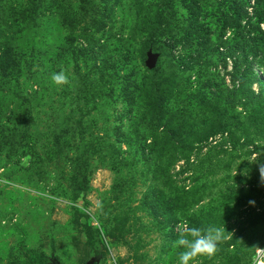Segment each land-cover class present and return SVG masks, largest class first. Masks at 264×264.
<instances>
[{
  "label": "rangeland",
  "instance_id": "obj_1",
  "mask_svg": "<svg viewBox=\"0 0 264 264\" xmlns=\"http://www.w3.org/2000/svg\"><path fill=\"white\" fill-rule=\"evenodd\" d=\"M135 2L0 0V51L11 44L21 55L0 79V264H41L32 254L49 264H178L182 223L224 227L225 241L241 234L232 264H250L264 244V136L251 110L236 108L232 135L191 137L183 149L166 123L187 109L203 128L217 81L242 90L235 62L240 72L251 62L263 81L264 66L240 51L225 57L226 46L220 55L187 43L181 30L177 44L161 37L155 67L170 113L158 125ZM61 70L70 84L51 81ZM251 89L261 92L256 80ZM224 262L215 254L190 264Z\"/></svg>",
  "mask_w": 264,
  "mask_h": 264
},
{
  "label": "trees",
  "instance_id": "obj_2",
  "mask_svg": "<svg viewBox=\"0 0 264 264\" xmlns=\"http://www.w3.org/2000/svg\"><path fill=\"white\" fill-rule=\"evenodd\" d=\"M251 2V0H210L211 7L208 9L207 0H158L154 4L151 2L147 5L136 0L137 30L148 33L147 47L152 49V54H158L159 57L166 52L158 45L159 40L161 42L160 38H167L165 40L168 43L177 44L178 41L173 35L178 36L181 30L187 37V43H190L191 39L196 40L197 45L201 48L212 47L213 51L220 55L223 54L219 49L226 46L225 57L240 51L246 60L249 59L248 57H252L264 66V30L261 28V25L264 24V0H255L254 4ZM249 8H252L251 13ZM184 11L185 13H183ZM243 22H246L245 25ZM228 31L233 34V37L225 40ZM213 39L214 42H212ZM2 50L0 51V75L3 74L4 77L0 79L3 81L6 77L9 78L11 72V76H13V72L18 68L21 55L11 44L10 48L4 49L3 47ZM234 65L235 77L240 79L242 90H237L235 93L225 92L222 83L217 81L221 88L219 94L212 93L214 98L211 101H214L215 106L211 112H208L211 119L203 128L198 118L193 116L196 112L187 109L186 111L177 110L172 118L166 119V123L170 125L171 139L173 138V141L179 143L173 142L174 145L176 143L177 148L183 149V141H187L191 137H194L198 142H203L220 132H228L232 135L234 126L232 122L235 119L233 114L237 111L238 106L251 110L252 115L249 122L251 121L257 132L264 136V81L253 72L251 62L247 64L243 72H240L241 67L237 61ZM159 72L157 67L150 69L147 83L151 94L157 100L155 109L159 114H163L157 121L158 125L160 123L162 125L167 113L170 112L164 108L166 82L157 80ZM255 80L261 87L259 94L251 89ZM239 92L242 94L240 100H237ZM187 97L190 98V96ZM223 98L222 103L220 99ZM208 106L206 105V107ZM249 142L251 141L248 140L247 145ZM83 187H85V183L81 182V190L84 189ZM240 240L241 234L227 241L224 236L216 255L224 259V263L231 264L235 261L234 259L242 258ZM229 248L235 250L230 252ZM32 255L31 262L38 261L41 264H49V258L44 254Z\"/></svg>",
  "mask_w": 264,
  "mask_h": 264
},
{
  "label": "clouds",
  "instance_id": "obj_3",
  "mask_svg": "<svg viewBox=\"0 0 264 264\" xmlns=\"http://www.w3.org/2000/svg\"><path fill=\"white\" fill-rule=\"evenodd\" d=\"M51 81L58 86L71 82L69 74L65 70L53 73ZM262 180H264V173H262ZM224 232V227L199 228L182 223L179 226L177 238L173 241L175 247L184 249L179 255L178 264H190V261L200 256L209 258L214 256L218 251L219 244L224 239Z\"/></svg>",
  "mask_w": 264,
  "mask_h": 264
},
{
  "label": "built area",
  "instance_id": "obj_4",
  "mask_svg": "<svg viewBox=\"0 0 264 264\" xmlns=\"http://www.w3.org/2000/svg\"><path fill=\"white\" fill-rule=\"evenodd\" d=\"M250 264H264V245L256 248Z\"/></svg>",
  "mask_w": 264,
  "mask_h": 264
},
{
  "label": "water",
  "instance_id": "obj_5",
  "mask_svg": "<svg viewBox=\"0 0 264 264\" xmlns=\"http://www.w3.org/2000/svg\"><path fill=\"white\" fill-rule=\"evenodd\" d=\"M157 59H158V55L157 54H152V53L149 54V58H148L147 64H148L150 69L155 68Z\"/></svg>",
  "mask_w": 264,
  "mask_h": 264
}]
</instances>
